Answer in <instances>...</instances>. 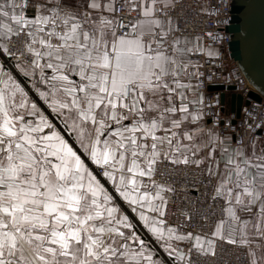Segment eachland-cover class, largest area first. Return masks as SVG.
I'll return each instance as SVG.
<instances>
[{
  "label": "snow or ice",
  "instance_id": "6c2138e0",
  "mask_svg": "<svg viewBox=\"0 0 264 264\" xmlns=\"http://www.w3.org/2000/svg\"><path fill=\"white\" fill-rule=\"evenodd\" d=\"M179 7L0 0V264H199L218 240L264 264L252 247H264V146L251 134L264 119L242 120L246 143L205 111L191 56L216 53L185 34ZM181 169L222 202L208 233L188 230L194 211L172 222Z\"/></svg>",
  "mask_w": 264,
  "mask_h": 264
},
{
  "label": "built area",
  "instance_id": "2783aa9c",
  "mask_svg": "<svg viewBox=\"0 0 264 264\" xmlns=\"http://www.w3.org/2000/svg\"><path fill=\"white\" fill-rule=\"evenodd\" d=\"M179 5L180 7L177 8L175 15L179 17L182 28L185 27V24L187 25L185 34L190 37L201 36L205 50L210 49L216 53L214 56L201 53L191 56V59L200 63V71L204 73L205 111L211 109L213 113L218 112L221 121L231 119L235 129L232 135L237 136V133H239V136H243L245 142L248 143L246 126L241 122L246 120L248 123H253L252 118L254 117L255 123H260L264 119V102L248 97L251 87L246 82L236 61L230 56L223 11V9H229L228 2L227 0H179ZM208 33H212L216 39H211L207 35ZM210 85H222L225 92H229L227 87L232 86V91L242 96L243 101L238 117L229 110L228 105L226 107V104L220 103L219 90H208ZM207 120V123L211 122L210 118ZM220 127L223 130V123ZM251 134L256 139H264V128H257ZM185 172H187L186 176ZM185 179L187 185H185ZM200 179L199 173L195 170H178L172 176L177 191L172 197L170 206L172 211L177 213L171 218L173 223L183 221V217L179 215L178 210L194 211L195 216L189 222L188 230L193 231V233L198 231L204 234L210 232L215 226V222L221 218L220 204L222 202L215 204L210 202L209 197L205 195L204 183H196ZM247 252V248L218 240L215 256H205L198 259L199 264H250Z\"/></svg>",
  "mask_w": 264,
  "mask_h": 264
},
{
  "label": "water",
  "instance_id": "95a60500",
  "mask_svg": "<svg viewBox=\"0 0 264 264\" xmlns=\"http://www.w3.org/2000/svg\"><path fill=\"white\" fill-rule=\"evenodd\" d=\"M229 9H223L230 56L236 61L251 89L248 97L264 102V0H227ZM6 58H3V60ZM222 85H210L208 90L220 91V103L238 117L243 98L229 92ZM247 102V101H245ZM208 122V120H206Z\"/></svg>",
  "mask_w": 264,
  "mask_h": 264
},
{
  "label": "crops",
  "instance_id": "0c3cea01",
  "mask_svg": "<svg viewBox=\"0 0 264 264\" xmlns=\"http://www.w3.org/2000/svg\"><path fill=\"white\" fill-rule=\"evenodd\" d=\"M3 58H0V63H3ZM34 95V94H33ZM38 99V98H37ZM227 105L228 104H226V107H227ZM49 115H50V118H52L54 121H55V117H51V114L49 113ZM56 123H59L58 121H55ZM207 122V121H206ZM65 135H66V133H65ZM262 146H264V139H257V145H256V150H257V152H259V150H260V148L262 147ZM101 179L103 180V178L101 177ZM117 199H119V198H117ZM120 203H121V205H123V202L122 201H119ZM125 208H126V206H125ZM128 214L131 216L132 214H131V212L130 211H128ZM240 216H241V219H245V220H247V219H249L250 218V216H249V214L248 213H246V212H242V213H240ZM150 239V238H149ZM252 247L254 248V249H256V251H257V255L259 256V255H261L263 252L261 251L262 250V248L263 247H261V248H256V245H252ZM165 259H167V257H164Z\"/></svg>",
  "mask_w": 264,
  "mask_h": 264
},
{
  "label": "rangeland",
  "instance_id": "374dc122",
  "mask_svg": "<svg viewBox=\"0 0 264 264\" xmlns=\"http://www.w3.org/2000/svg\"><path fill=\"white\" fill-rule=\"evenodd\" d=\"M207 50H209V49H207ZM263 253H264V247L262 248V250H261Z\"/></svg>",
  "mask_w": 264,
  "mask_h": 264
}]
</instances>
